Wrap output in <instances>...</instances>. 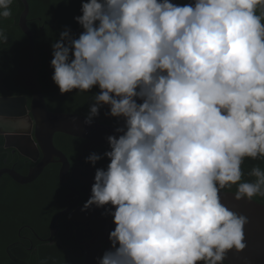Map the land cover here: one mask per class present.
Here are the masks:
<instances>
[{
	"label": "clouds",
	"instance_id": "clouds-1",
	"mask_svg": "<svg viewBox=\"0 0 264 264\" xmlns=\"http://www.w3.org/2000/svg\"><path fill=\"white\" fill-rule=\"evenodd\" d=\"M12 3L0 0V17ZM80 11L78 38L65 26L51 44V79L61 94L99 88L86 124L105 105L123 120L110 150L85 158L110 160L81 209L112 206L97 264H225L249 220L221 189L264 196V169L243 182L241 169L264 158V0H81Z\"/></svg>",
	"mask_w": 264,
	"mask_h": 264
},
{
	"label": "trees",
	"instance_id": "trees-1",
	"mask_svg": "<svg viewBox=\"0 0 264 264\" xmlns=\"http://www.w3.org/2000/svg\"><path fill=\"white\" fill-rule=\"evenodd\" d=\"M30 11L28 14V25L35 38V61L32 70L39 81L46 98L48 109L58 112H78L86 115L91 97L99 92V88L94 86L89 92L73 90L72 92L61 94L58 86L52 81L53 69L50 66L52 59L51 44L59 38V33L65 26L71 28L72 34L78 38L83 31L82 27L74 20V17L81 15V0H28ZM180 5L194 3V0H177ZM11 7L12 16L10 18L0 17V29H3L8 36V45H0V96L25 94L28 99V106L31 102V92L21 81L18 66H22L27 59L29 50V40L19 25L20 14L24 8L21 0H13ZM108 106L100 109V114L96 120L107 122L116 126L122 125L123 120L106 116ZM0 140V168L4 167V154ZM55 145L66 154H90L96 152L104 153L109 149L108 143L98 142L90 139H83L66 133L58 132L54 137ZM104 166L110 162L109 158L99 160ZM29 167L36 162L25 163ZM259 166L264 169V158H245L241 169L243 181H252L255 177L248 175L252 167ZM28 169H23L27 173ZM58 167L48 165L42 174L33 182L20 184L12 179L8 174H4L0 184L3 188L0 202V264H57L52 261L56 257L47 256L44 249H41V241L37 236L32 235L31 228H24L19 231L20 226L30 224L39 231L42 236H48L50 231V221L52 216L68 205L73 200L71 192H66L64 196L55 195L57 187L62 189L57 179ZM222 190H237V185L226 186ZM54 192V193H53ZM70 193V197L69 194ZM54 194V195H53ZM255 200L264 203V196H255ZM30 234L31 241L39 245L40 254H31L30 250L21 242L23 240L20 233ZM39 240V242H38ZM59 255V254H58ZM20 260H23L20 261ZM228 264V263H227Z\"/></svg>",
	"mask_w": 264,
	"mask_h": 264
},
{
	"label": "water",
	"instance_id": "water-1",
	"mask_svg": "<svg viewBox=\"0 0 264 264\" xmlns=\"http://www.w3.org/2000/svg\"><path fill=\"white\" fill-rule=\"evenodd\" d=\"M21 1L24 8L20 14L19 25L28 37L29 50L26 61L22 66H19L18 70L22 83L31 92V104L30 109H28L26 95L0 96V114L16 117L12 122V127H16V130L9 131L4 135L7 147H14L23 155L34 160H37L40 154L43 156L26 174L10 167L0 168V178L6 173L18 183H29L42 173L47 164L59 161L62 164L60 170L61 184L79 194L73 186L74 184L66 181L65 174L70 165L64 151L54 143L55 134L62 132L83 139L108 143L106 139L108 135H119L115 133L117 126L96 119L91 124H86L84 114L48 109L42 87L32 70L35 61V38L28 25L30 5L28 0ZM170 2L180 5L177 0H170ZM26 114L30 115L28 122H31L32 127H25L27 123H23L25 118L22 116ZM4 131L5 129L3 133H5ZM234 193L235 191L221 189V200L231 210L245 215L249 223L244 226L245 249L239 252L230 250L226 256V262L228 264H264V203L254 198L251 201L247 199L236 200ZM65 212L66 210L53 217L50 238L59 228L57 219Z\"/></svg>",
	"mask_w": 264,
	"mask_h": 264
},
{
	"label": "flooded vegetation",
	"instance_id": "flooded-vegetation-1",
	"mask_svg": "<svg viewBox=\"0 0 264 264\" xmlns=\"http://www.w3.org/2000/svg\"><path fill=\"white\" fill-rule=\"evenodd\" d=\"M23 117H25L23 123H27L26 127H32L31 122H28L30 116L26 114ZM14 119H16V117L0 114V140L2 141L1 146H3L2 149L7 152L6 155L4 154L3 163H6L4 167H10L16 169L22 174H26L23 172V169H28V172L29 169L34 165L27 167L25 166L23 161H25V163L34 161L37 164L41 160L43 154H40L39 158L37 160H34L23 155L19 150L15 149L14 147H7L5 145L7 141L4 135H6V133L9 131L13 132L16 130V127H12V122L14 121ZM4 129L5 133H3ZM12 140L14 139L12 138ZM65 155L70 165L68 171L65 174L66 181L70 182L71 184L73 183L74 185H72L78 190L79 194L72 191L71 189L64 187L61 184L60 170L62 164L59 161H53L47 164L44 170L50 164L58 167L57 179L59 180V184L62 186V189H59V187H57L54 191L55 193H53L62 197L65 195L66 192H71L73 195V200L52 216L48 236H42V234L36 229H34L29 223H25L24 225L20 226L19 231L21 232V230L26 227L31 228L33 231L32 235L37 236V238L41 241V243H39L41 244L40 251L42 252L43 248L45 252L43 254H46L50 257L52 253V256L56 257L52 261L59 260L57 264H97L96 258L102 256L103 252L111 246L108 237L110 231L114 230L115 224L113 223V217L111 215H102V213L105 212V208L112 206L106 205L105 207L98 208L93 205L87 210L82 211L81 209L85 201H87L91 195V186L94 183L95 168H106L107 166H104L102 163H100V161H98L95 167H93L90 163H87L85 161V158L89 154ZM2 177L0 178V181ZM1 185L2 184H0V190L3 189ZM68 195L70 197V193ZM65 210L66 212L57 219V224L59 225L57 232L50 238L53 217L56 214ZM20 235L23 240H27L29 242V244H27L25 241H21L26 246V248L30 250L31 254L41 253H39L38 251L39 245L35 244L33 240L31 241L32 236L30 234L20 233ZM87 260L88 262H86ZM20 261L23 262V260ZM29 263H31V260H29L28 263L25 264ZM225 264H227L226 261Z\"/></svg>",
	"mask_w": 264,
	"mask_h": 264
},
{
	"label": "bare ground",
	"instance_id": "bare-ground-1",
	"mask_svg": "<svg viewBox=\"0 0 264 264\" xmlns=\"http://www.w3.org/2000/svg\"><path fill=\"white\" fill-rule=\"evenodd\" d=\"M19 68V66L17 67V69ZM19 71V70H18ZM34 72V71H33ZM35 75V74H34ZM22 81V80H21ZM21 95H25V94H19V95H7V96H21ZM27 97V96H26ZM30 104H31V102H30ZM47 104V103H46ZM48 107V106H47ZM27 108L28 109H30V106H28V99H27ZM29 115V114H28ZM25 116V115H24ZM30 116V115H29ZM23 117V116H22ZM21 117V118H22ZM23 118H25V117H23ZM65 153V152H64ZM66 154V153H65Z\"/></svg>",
	"mask_w": 264,
	"mask_h": 264
}]
</instances>
